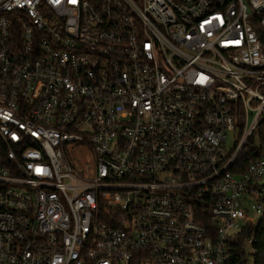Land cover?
<instances>
[{
	"label": "built area",
	"instance_id": "2783aa9c",
	"mask_svg": "<svg viewBox=\"0 0 264 264\" xmlns=\"http://www.w3.org/2000/svg\"><path fill=\"white\" fill-rule=\"evenodd\" d=\"M263 122L264 0H0V264H253Z\"/></svg>",
	"mask_w": 264,
	"mask_h": 264
},
{
	"label": "trees",
	"instance_id": "16d2710c",
	"mask_svg": "<svg viewBox=\"0 0 264 264\" xmlns=\"http://www.w3.org/2000/svg\"><path fill=\"white\" fill-rule=\"evenodd\" d=\"M258 131V139L261 142L260 149L264 151V122L260 125ZM251 157L243 160L244 165L249 163ZM258 254L254 258L253 264H264V224L258 229L256 235Z\"/></svg>",
	"mask_w": 264,
	"mask_h": 264
},
{
	"label": "rangeland",
	"instance_id": "374dc122",
	"mask_svg": "<svg viewBox=\"0 0 264 264\" xmlns=\"http://www.w3.org/2000/svg\"><path fill=\"white\" fill-rule=\"evenodd\" d=\"M236 140V137L234 138L233 133L229 134V143L232 144Z\"/></svg>",
	"mask_w": 264,
	"mask_h": 264
}]
</instances>
